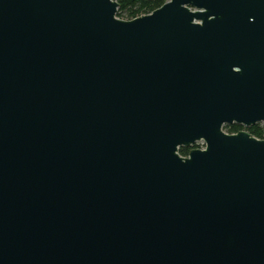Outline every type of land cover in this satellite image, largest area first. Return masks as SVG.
<instances>
[{"label": "water", "instance_id": "water-1", "mask_svg": "<svg viewBox=\"0 0 264 264\" xmlns=\"http://www.w3.org/2000/svg\"><path fill=\"white\" fill-rule=\"evenodd\" d=\"M117 9L0 0V264H264V0Z\"/></svg>", "mask_w": 264, "mask_h": 264}, {"label": "trees", "instance_id": "trees-1", "mask_svg": "<svg viewBox=\"0 0 264 264\" xmlns=\"http://www.w3.org/2000/svg\"><path fill=\"white\" fill-rule=\"evenodd\" d=\"M164 2L165 0H116L118 5L116 16L119 19L126 21L133 20L137 17L152 13L154 10L161 7ZM226 127L228 134H235L239 131L246 130L251 136L264 140L263 129L258 125L246 129L236 124ZM193 148H197V145L189 148L181 147L179 148L178 153L180 156L186 157L188 152Z\"/></svg>", "mask_w": 264, "mask_h": 264}, {"label": "rangeland", "instance_id": "rangeland-1", "mask_svg": "<svg viewBox=\"0 0 264 264\" xmlns=\"http://www.w3.org/2000/svg\"><path fill=\"white\" fill-rule=\"evenodd\" d=\"M121 14H124V13H121ZM118 16H119V15H118ZM125 21H126V20H125ZM226 126H230V125H224V126L222 127V130H223V132H225V133H227V127H226ZM258 126H259L260 128L263 129V135H264V122L259 123ZM245 129H246V128H245ZM243 131H246V130H243ZM227 134H228V133H227ZM202 148H204V146H203Z\"/></svg>", "mask_w": 264, "mask_h": 264}, {"label": "built area", "instance_id": "built-area-1", "mask_svg": "<svg viewBox=\"0 0 264 264\" xmlns=\"http://www.w3.org/2000/svg\"><path fill=\"white\" fill-rule=\"evenodd\" d=\"M116 18L119 19L117 16H116ZM119 20H122V19H119ZM258 124H259V123H258ZM258 124H256V125H258ZM252 137H253V136H252ZM254 138H255V137H254ZM256 139H258V138H256ZM258 140H261V139H258ZM195 145H197V148H199V149H203L202 147L204 146V144H203L202 141L197 142Z\"/></svg>", "mask_w": 264, "mask_h": 264}]
</instances>
